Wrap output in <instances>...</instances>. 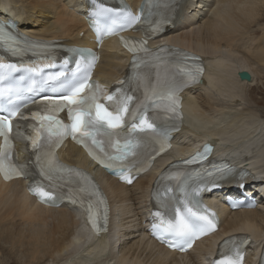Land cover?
<instances>
[{
  "label": "bare ground",
  "instance_id": "bare-ground-1",
  "mask_svg": "<svg viewBox=\"0 0 264 264\" xmlns=\"http://www.w3.org/2000/svg\"><path fill=\"white\" fill-rule=\"evenodd\" d=\"M128 1L136 10L142 0ZM88 5V0H0V18L18 22L30 41L60 40L94 49L83 19ZM178 14L159 45L200 55L207 68L200 85L185 93L184 125L176 135L174 154L157 159L152 170L126 187L88 162L78 147L62 145L58 154L63 161L91 168L108 197L111 227L101 236L87 231L76 209L39 203L29 195L28 182L0 181V263L8 258L15 264H205L215 255L218 241L245 234L255 243L247 248L246 258V264L253 263L264 244V115L251 96L264 85V0H187ZM97 53L95 76L100 82L109 86L123 77L129 57L115 41L105 42ZM242 72L249 81L240 80ZM202 143L210 144L214 157L228 161L232 169L249 174L243 184L226 186L225 193L238 198H243L241 192L250 194L258 207L231 212L219 203L222 193L210 194L208 203L220 217L219 231L177 255L149 240L147 228L155 210L149 198L163 168Z\"/></svg>",
  "mask_w": 264,
  "mask_h": 264
},
{
  "label": "snow or ice",
  "instance_id": "snow-or-ice-1",
  "mask_svg": "<svg viewBox=\"0 0 264 264\" xmlns=\"http://www.w3.org/2000/svg\"><path fill=\"white\" fill-rule=\"evenodd\" d=\"M107 11L109 10L97 5L94 15H102ZM124 15L125 24H121L120 27L125 30L140 22L139 16L132 17L127 13ZM16 27V25L7 22L0 24V47H4L13 55H20L36 47H44L26 37L19 36L13 31ZM160 30L159 24L151 29L152 33H158ZM108 34L117 33L113 28H110ZM149 38L150 36L146 33L142 41L122 39L121 43L130 52H144L147 56L159 59L155 53L148 52L146 45ZM158 51H163V49ZM45 59H47L46 56ZM18 67L15 64L4 65L0 63V81H4L6 78L3 71L5 68L8 73H11L17 71ZM90 67L91 65H89ZM26 70L33 72L37 69L29 67ZM201 73L202 69L198 66L188 71L184 85L199 83ZM184 85H177L172 82L163 84L158 82L156 85L146 84L143 100L136 101L132 95H128L120 89H116L115 93L105 92L99 85L92 84L90 79L86 77L75 83L74 86H70V91L66 95L43 98L42 107L44 110L31 113L30 119L36 122L29 125L32 134L14 130L19 128L18 124H14L18 118L29 119L19 107L15 105L13 108L0 107V137L4 140L3 145H0V176H3L5 180H12L25 175L24 166L16 165L13 162L12 141L19 139L24 145L23 151H27L28 146H31L40 176L49 181L50 185L58 186L57 182L59 181H63L67 185L72 183L71 178L73 176L78 178V183L74 188L69 189L66 198L73 205L79 206L85 211L88 223L97 234L101 230L99 221L102 212L104 230L106 231L107 205L96 185L86 174L59 164L55 157V149L60 146L64 139L71 136L75 143L84 147L88 155L97 164L130 184L132 182L131 173L134 168L137 172L145 170L128 160L130 156H136L135 149L139 143L134 133L139 131L145 135L155 136L156 128L147 117L148 110L161 108L160 101L166 100L169 102V107L166 110L177 113L179 101L176 97ZM3 96L4 92L0 91V98ZM105 100L110 103L105 104ZM9 103H11V96H9ZM32 103H36V101L33 100ZM65 108L67 109L69 124H64L58 119V113ZM4 112L8 114L3 115ZM123 128L128 129V136H120V130ZM157 142L160 148L156 155H159L160 152L167 149L166 136ZM209 152L210 148L206 145L202 153H197L184 163H197L206 158ZM225 170L231 171L227 169L226 165L216 166V171L222 174ZM207 175L212 176L213 173L207 172ZM180 176L185 177L180 182V186L181 190L185 191L187 199L191 196V193L185 190L188 180L193 177H200L201 173L198 171L182 173L177 174L175 178L179 179ZM29 191L36 195L42 203H48L50 206H56V200L61 198L55 196L53 192L45 190L41 184L30 187ZM196 195H199V189H196ZM192 218L203 223L197 224ZM215 227L214 222L199 210L198 201L193 202L192 207L186 205V213L177 209L173 219H166L160 211L153 213L152 235L162 243H166L170 248L181 251L191 248L194 239L207 235L214 231ZM247 242L245 239L244 243ZM243 261L242 251L235 248L231 255L225 256L219 261H213L212 264H243Z\"/></svg>",
  "mask_w": 264,
  "mask_h": 264
},
{
  "label": "rangeland",
  "instance_id": "rangeland-1",
  "mask_svg": "<svg viewBox=\"0 0 264 264\" xmlns=\"http://www.w3.org/2000/svg\"><path fill=\"white\" fill-rule=\"evenodd\" d=\"M251 96L254 100L259 102V110H261L264 115V85L257 86L255 89H253L251 91ZM4 259L5 260L0 264H15L14 261L11 259L8 258H4Z\"/></svg>",
  "mask_w": 264,
  "mask_h": 264
},
{
  "label": "water",
  "instance_id": "water-1",
  "mask_svg": "<svg viewBox=\"0 0 264 264\" xmlns=\"http://www.w3.org/2000/svg\"><path fill=\"white\" fill-rule=\"evenodd\" d=\"M240 80H245V81H249L250 80V76L244 72L238 74Z\"/></svg>",
  "mask_w": 264,
  "mask_h": 264
}]
</instances>
